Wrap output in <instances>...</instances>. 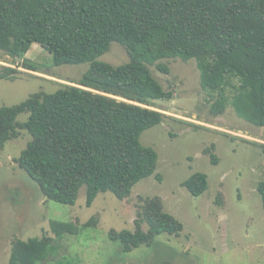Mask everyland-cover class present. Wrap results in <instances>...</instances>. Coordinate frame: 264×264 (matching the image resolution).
<instances>
[{
	"label": "trees",
	"instance_id": "1",
	"mask_svg": "<svg viewBox=\"0 0 264 264\" xmlns=\"http://www.w3.org/2000/svg\"><path fill=\"white\" fill-rule=\"evenodd\" d=\"M113 41L126 46L128 62L98 60ZM34 44L52 54L54 65L90 62L79 81L0 106V153L27 131L31 138L14 160L47 200L75 204L86 186L91 206L100 192L125 199L143 178L155 174L161 180L158 152L141 136L168 116L158 103L172 93L148 66L156 63L168 73L157 63L163 58L196 59L215 114L231 105L239 117L264 126V0H0V50L38 71L27 58ZM19 73V67L2 66L0 79L13 80ZM23 113L28 118L20 121ZM253 144L264 154V143ZM207 151L217 163V155ZM183 185L200 196L208 176L197 171ZM257 190L264 208V178ZM137 208L135 230L109 231L125 251L184 230L159 195L140 197ZM94 223L95 217L83 226ZM77 225L53 221L51 230L59 237L76 233ZM54 236L14 239L9 264H38Z\"/></svg>",
	"mask_w": 264,
	"mask_h": 264
},
{
	"label": "rangeland",
	"instance_id": "2",
	"mask_svg": "<svg viewBox=\"0 0 264 264\" xmlns=\"http://www.w3.org/2000/svg\"><path fill=\"white\" fill-rule=\"evenodd\" d=\"M27 58L38 71L21 67L22 61L0 50V69L23 71L13 80L0 79V106L20 103L40 90L54 92L59 83L79 81L90 68V62L54 65L52 54L38 44ZM98 60L120 65L130 55L126 46L113 41ZM157 63L165 64L168 73L156 63L148 66L172 98L159 101L168 116L145 130L141 141L157 150L161 180L155 174L143 178L125 199L100 192L91 206L86 205V186L75 204L47 200L14 160L31 138L22 130L0 153V264H9L14 239L54 236L53 221L74 222L79 230L54 236L51 250L38 264H264V208L257 190L264 178V154L253 144L264 143V126L239 117L231 105L215 114L196 59L163 58ZM27 118V113L18 117ZM207 149L217 155V163ZM197 171L208 176V189L200 196L183 185ZM155 195L184 223V230L178 236L160 234L151 245L125 251L109 231L135 230L139 198ZM93 217L94 224L83 226Z\"/></svg>",
	"mask_w": 264,
	"mask_h": 264
}]
</instances>
